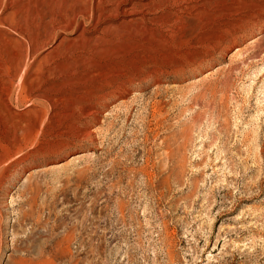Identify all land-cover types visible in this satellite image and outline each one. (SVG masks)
<instances>
[{
	"label": "rangeland",
	"instance_id": "rangeland-1",
	"mask_svg": "<svg viewBox=\"0 0 264 264\" xmlns=\"http://www.w3.org/2000/svg\"><path fill=\"white\" fill-rule=\"evenodd\" d=\"M4 5L16 81L108 94L92 138L54 120L4 167L0 264H264V0Z\"/></svg>",
	"mask_w": 264,
	"mask_h": 264
},
{
	"label": "bare ground",
	"instance_id": "bare-ground-1",
	"mask_svg": "<svg viewBox=\"0 0 264 264\" xmlns=\"http://www.w3.org/2000/svg\"><path fill=\"white\" fill-rule=\"evenodd\" d=\"M4 3L5 0H0V174L4 167L8 166L6 165L7 163L16 162L18 158L23 160L40 149L43 144L40 138L45 134L44 132L50 129L54 120L56 121L57 128L60 130L57 133L59 135H64V137L69 135L74 136L78 141L88 139L89 137L92 138L93 131L90 129V125L99 120V116L103 111L102 107L106 106L105 103L101 104L100 100L108 94L107 92L92 94L90 96L79 94L75 98H65L62 96L48 97L47 95H43L44 92L39 94L34 90L28 79L25 80L28 77L25 79L18 77L20 79L16 81L19 71L23 70L27 65L25 61L27 57L23 58L22 55H15L9 61L4 51L6 36L1 31L4 28L17 35L25 33V31L21 32L18 24L16 27L12 21L8 20V13L4 9ZM79 25L80 23L74 26ZM29 49L26 56H30L33 63L37 48L33 44ZM122 95V93H119V96ZM24 104L31 108L21 111L19 106ZM25 115L28 116V119Z\"/></svg>",
	"mask_w": 264,
	"mask_h": 264
}]
</instances>
